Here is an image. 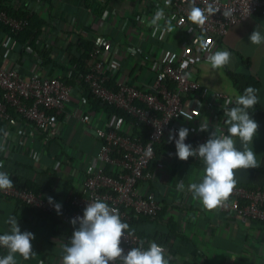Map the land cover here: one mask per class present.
<instances>
[{"label": "built area", "instance_id": "built-area-1", "mask_svg": "<svg viewBox=\"0 0 264 264\" xmlns=\"http://www.w3.org/2000/svg\"><path fill=\"white\" fill-rule=\"evenodd\" d=\"M35 1L47 4L51 13L64 4V0ZM134 1L138 6L135 17L121 15L110 3L98 14L86 0H74L73 4L89 12V20L79 21L76 15L67 20L59 33L60 44L47 27L42 28L40 49L53 53V60L47 63L13 34L27 29L35 9L22 8L23 15L0 9V25L9 29L0 30V125L11 126L25 138L40 135L47 145L59 136L65 118L72 117L100 141L97 153L76 154L69 172L75 189L62 200L50 203L42 191L22 184H13L11 190L0 191V195L51 213L69 225L73 218L83 215L87 203L97 199L106 202L129 225L121 240L124 254L134 247L146 250L151 243L133 230L132 222L135 216L155 217L163 209L152 165L157 160L158 145L167 143L176 153L175 142L169 141L170 131L178 139V130L188 128L185 143L194 149L206 143L214 131L227 134L224 109L231 107L226 101L238 95L213 89L192 76L207 54L200 49L201 37L211 44L214 37L221 38L239 21L260 11L264 14V0H208L220 12L200 27L187 20L192 0H171V6H166L165 0ZM4 4L9 5V1L4 0ZM195 6L204 8V0H195ZM158 9L165 14L158 28L153 24L139 27L142 17L152 19ZM225 10H231L227 18L223 16ZM174 31L179 32L178 49H165L151 38H169ZM18 47L33 55L30 74L4 62ZM75 58L79 64L72 62ZM55 62L58 66L70 64L75 69L74 80L70 69L57 73ZM143 72L152 75L149 82L141 77ZM80 80L101 105L86 95ZM185 114L192 119L187 120ZM205 123L208 129L201 131L200 125ZM66 150L63 155L73 153L70 147ZM4 172L10 176L18 170L4 168ZM57 203L61 205L59 212ZM220 207L264 222V187L237 183ZM6 251L0 247V258ZM113 264L122 262L118 259Z\"/></svg>", "mask_w": 264, "mask_h": 264}, {"label": "crops", "instance_id": "crops-1", "mask_svg": "<svg viewBox=\"0 0 264 264\" xmlns=\"http://www.w3.org/2000/svg\"><path fill=\"white\" fill-rule=\"evenodd\" d=\"M8 1L16 8L35 9L44 16L56 17V25L43 24L42 28L47 27L56 36L54 41L59 44L62 41L59 33L72 16L76 15L79 21L89 20V12L78 3L73 4L74 0H64L61 9L55 13L49 12L47 4L40 5L35 0ZM88 1V5L94 6L98 14L109 3L119 9L123 16L135 17L138 11L134 0ZM151 20L148 16L142 17L139 27L150 26ZM255 29L264 34V14L258 12L231 26L221 38L214 37L210 44L212 51H229V65L213 69L207 61V53L192 76L213 89L238 95L226 67L235 72L252 73L261 80L258 98L264 107V44L255 45L249 41V36ZM151 38L165 49L179 48V32L174 31L171 37L165 39ZM2 53L3 49L0 48V61ZM239 54L250 58L249 67L242 62ZM4 62L16 66L24 74H30L33 55L18 47ZM56 65L55 62L57 73L70 69L71 81L74 80L75 69L70 64ZM141 77L149 82L152 75L143 72ZM250 115L259 127L248 147L255 153L261 169L235 170V179L239 184L264 187V118L256 113ZM167 145H159L157 160L152 165L154 185L163 201V209L159 215L146 218L140 224L141 231L152 236L159 229L166 231L169 226L175 225L174 231H167L171 232L170 242L162 246L169 264H264V222L241 217L232 211L221 209L220 206L213 210L205 209L187 190L189 184L202 181L205 167L194 159L180 160ZM235 146L238 150H243L238 138H235ZM0 147L3 148L0 151L1 170L17 169L21 176L33 183L35 189L30 188L42 191L46 199L51 197L54 201H60L75 189V182L69 172L76 154L90 156L97 153L100 141L92 130L84 128L74 118L67 117L59 136L47 145H43L40 135L25 138V135L11 126L0 125ZM67 147L73 149V153L63 155L62 152H66ZM181 183L184 185L183 190L178 187ZM10 216L17 219L21 232H31L35 237L31 241L34 254L27 260L18 253L15 254L16 264H62L63 246H70L75 226L63 223L59 217L34 211L15 198L0 195L1 234H10L11 225L6 223Z\"/></svg>", "mask_w": 264, "mask_h": 264}, {"label": "clouds", "instance_id": "clouds-1", "mask_svg": "<svg viewBox=\"0 0 264 264\" xmlns=\"http://www.w3.org/2000/svg\"><path fill=\"white\" fill-rule=\"evenodd\" d=\"M205 7L195 6L192 0L187 20L192 24L202 27L210 16L220 12V8L215 3L204 0ZM166 6H171V0H165ZM231 15V10H225V18ZM165 19L163 9H158L151 20V24L159 27L158 21ZM170 24V21H167ZM249 41L255 45L264 44V34L254 30ZM200 49L206 51L207 61L213 69L229 65L231 53L226 50L213 52L210 42H205L201 37ZM257 89L249 86L235 100V106L224 109L227 117L225 123L229 125L226 135H219L216 131L212 132L206 143L193 148L191 144H186L185 140L189 135L188 128L178 130V139L173 131H170L169 141L175 142V155L182 161H187L189 157H199L202 159L205 168L202 181L188 185V191L195 199H198L207 210H213L221 206L228 200L236 187L235 170L258 168L259 164L252 148L253 138L258 130V123L251 118L249 109L257 103ZM231 105V99L226 101ZM187 120H191V115L185 114ZM208 124H201L200 130L207 131ZM235 138L241 142L243 150H238L235 146ZM0 151L3 148L0 147ZM2 167V166H0ZM178 187L183 190V183ZM13 181L7 172L0 171V191L11 190ZM52 203V198L49 197ZM59 212L61 205L55 204ZM75 230L70 240V246H63L62 264H113L120 260L122 264H169L166 259L165 250L156 242H151L149 247L131 248L127 254L121 247V240L125 232L129 230V225L122 222L119 211L110 208L106 202L99 199L92 203H87L82 216H77L71 221ZM7 224L11 225L10 234L0 235V247L7 249L8 254L0 258V264H16L15 254L21 255L25 260L30 259L34 254L31 241L35 238L34 234L28 231L21 232L17 219L10 216ZM143 244V242H141Z\"/></svg>", "mask_w": 264, "mask_h": 264}, {"label": "trees", "instance_id": "trees-1", "mask_svg": "<svg viewBox=\"0 0 264 264\" xmlns=\"http://www.w3.org/2000/svg\"><path fill=\"white\" fill-rule=\"evenodd\" d=\"M89 1L86 0V3H88ZM2 8H7L9 11L14 12L16 15H23L24 14V10L22 8H16L13 4H9V5H5L3 0H0V9ZM51 12V11H49ZM261 13V11H260ZM56 17H52V15L50 16H44L42 15L40 12L35 11L34 14L32 15L31 18V24L27 27V29L17 32V33H13L14 36L22 43H27L30 46H32L39 54L40 56H42L45 59V63L52 61L53 60V53L52 51H44L42 49H40V41H39V37L42 34V26L43 24H48V25H56V21H55ZM0 30L1 32H5L8 31L9 29L4 26V25H0ZM81 40L82 44H87L86 40ZM242 62L249 67L251 64V60L248 57H245L242 54H239ZM79 59L75 58L72 62L73 63H77L79 64ZM226 71L229 75V77L232 79L235 88L238 91V96L242 95L244 93V90L251 86L255 89H257V95L259 92V89L261 87V80L258 76L252 74V73H242V72H235L233 70H231L229 67H226ZM80 84L86 89V95H88L95 103L97 106H99V104L101 105V102L98 101V99L94 98V96L89 92V90L86 88L85 83L83 82V80H80ZM237 96V97H238ZM235 100L236 98L233 100V104L230 105V107L235 106ZM259 100V98H258ZM250 113H256L259 116H261L262 118H264V107L262 106V104L260 103V101L257 103V105H255L253 108L248 110ZM122 112V111H120ZM229 127V125H228ZM228 134V133H227ZM169 146V145H167ZM159 147V145H158ZM157 147V149H159ZM170 147V146H169ZM158 151V150H157ZM189 159H194L196 161H198L202 166L205 167L204 163L199 160V158L196 157H189ZM258 169H261L260 167H258ZM0 171H4L1 170ZM10 179L13 181V184H17V185H26L29 187H33V183L29 182L27 179H25V177L21 176L18 172H15L13 175H10ZM35 189V188H34ZM19 203L26 205L25 203H22L21 201H19ZM29 206V205H26ZM30 207V206H29ZM34 211H37L36 209L32 208ZM39 213L42 214H46V215H52L51 213L48 212H42V211H38ZM146 218H151L149 216H145V215H138L135 216L133 219V225L134 228L133 230L135 232H137L144 241L146 242H156L157 244H161V245H168V242H170L171 239V232H167V231H174V227L173 226H169L167 225V230H157L155 232V234H153L152 236L145 234L144 232L141 231L140 229V224H142V222L146 219ZM173 222H169V224H171ZM170 229V230H169ZM152 240V241H151Z\"/></svg>", "mask_w": 264, "mask_h": 264}, {"label": "rangeland", "instance_id": "rangeland-1", "mask_svg": "<svg viewBox=\"0 0 264 264\" xmlns=\"http://www.w3.org/2000/svg\"><path fill=\"white\" fill-rule=\"evenodd\" d=\"M146 72V71H145Z\"/></svg>", "mask_w": 264, "mask_h": 264}]
</instances>
